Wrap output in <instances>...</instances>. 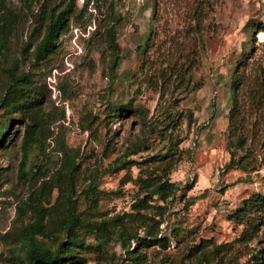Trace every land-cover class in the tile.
Instances as JSON below:
<instances>
[{"label":"rangeland","instance_id":"obj_1","mask_svg":"<svg viewBox=\"0 0 264 264\" xmlns=\"http://www.w3.org/2000/svg\"><path fill=\"white\" fill-rule=\"evenodd\" d=\"M4 2L0 16L12 30L0 50V128L8 124L0 144V264H30L24 240L34 216L21 208L40 183L39 168L59 180L45 205L73 193L77 233L87 244L96 243L90 222L131 212L145 196L139 179H169L181 189L163 218V241L137 242L130 257L111 242L60 264H264V215L248 212L254 226L244 238L247 221L231 218L245 200L264 196V0ZM70 3L57 50L35 60L47 13ZM118 16L111 79L106 29ZM11 72L26 75L23 94L10 98L12 112L3 101ZM236 102L252 171L225 169ZM31 119H40V135L25 159ZM61 144L78 166L65 193ZM63 216L54 210L50 223L61 241Z\"/></svg>","mask_w":264,"mask_h":264},{"label":"trees","instance_id":"obj_2","mask_svg":"<svg viewBox=\"0 0 264 264\" xmlns=\"http://www.w3.org/2000/svg\"><path fill=\"white\" fill-rule=\"evenodd\" d=\"M71 6L72 3L67 5L66 8L59 13H55L54 10L47 13L45 33L33 52L35 60L42 61L57 50L59 35L67 26V17L71 11ZM1 12H6L4 0H0V13ZM119 19V16L112 17L111 24L106 29L108 42L114 53L109 72L111 79L114 78L118 68L117 53L119 51V46L116 42L115 26L119 22ZM11 30L12 26L6 23V20L0 16L1 51L6 48L7 37ZM10 77L11 82L8 85L3 101L5 106L12 112L14 111L15 105L12 104L10 98L17 94H23L22 84L25 82L26 75L23 73L16 75L11 72ZM239 83L240 79L237 80L236 85ZM262 88H264V86H262ZM237 110L238 102L235 103L231 110V131L227 144L231 158L226 164L225 169L252 171L256 169L254 166H251L252 160L249 156L252 144L248 142V135L244 130V126L238 123V117H236ZM119 111L127 112V106L119 108ZM39 120L32 122L31 119V122L26 125V136L22 142V150L25 159L32 143L36 141L35 138L37 134L40 133L36 130ZM7 125L8 124H4L0 128V144L7 134ZM59 151L64 153L62 144L61 148L59 147ZM137 151L138 149L133 153H137ZM77 167L76 161L73 158L67 157L66 153H64V159L58 170V174L62 178L61 184L65 183L66 185V190L64 192L62 191L63 193L70 187L72 188ZM37 174H39L37 182L40 183L31 191L28 199L23 202V208H21V212L24 213L26 210H29L34 216V221L25 232L24 240L30 247L26 255L30 264H60L63 259H67V257L78 250H94L97 247L107 245L111 242L118 243L127 256H135L137 254L135 243L140 242L147 244L150 242L163 241V238L160 237L163 218L172 202L176 200L177 193L181 190L178 184L171 182L169 179H139V181L143 183L142 189L145 192V196L138 198L134 202L131 212H124L104 218L100 221L90 222L87 225V232L94 238L96 243L87 244L86 240L80 239L77 233L79 217L75 212L72 200L73 193H65V199L59 206L48 207L45 204L49 202V198L52 196L54 190L58 189L59 180L54 174L49 177L41 168L37 170ZM187 189L190 190L191 187ZM54 210H58L59 213L62 214L64 213V216L59 219L60 229L65 235L62 241L55 232L53 233L50 226L52 222L51 216ZM254 210L264 215V196L254 195L245 200L242 207L231 216L232 220L238 224H243L244 221H247V227L242 233V238H244L248 230L252 229L254 226V221L248 219V212ZM152 212L153 214H150ZM46 235L47 238L52 240L53 245L57 246L55 250H52L51 247L46 244V241L43 240V237Z\"/></svg>","mask_w":264,"mask_h":264},{"label":"bare ground","instance_id":"obj_3","mask_svg":"<svg viewBox=\"0 0 264 264\" xmlns=\"http://www.w3.org/2000/svg\"><path fill=\"white\" fill-rule=\"evenodd\" d=\"M261 37H262V38L264 37V33H263V34H261Z\"/></svg>","mask_w":264,"mask_h":264}]
</instances>
